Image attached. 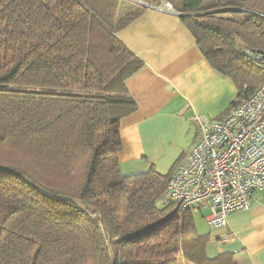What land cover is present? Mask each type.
<instances>
[{
  "label": "trees",
  "instance_id": "trees-1",
  "mask_svg": "<svg viewBox=\"0 0 264 264\" xmlns=\"http://www.w3.org/2000/svg\"><path fill=\"white\" fill-rule=\"evenodd\" d=\"M139 1L0 0V264H238L208 258L199 210L165 199L177 161L121 174L125 80L143 63L116 32L141 2L170 4L232 79L230 110L264 85V58L245 54H264V0Z\"/></svg>",
  "mask_w": 264,
  "mask_h": 264
},
{
  "label": "crops",
  "instance_id": "crops-1",
  "mask_svg": "<svg viewBox=\"0 0 264 264\" xmlns=\"http://www.w3.org/2000/svg\"><path fill=\"white\" fill-rule=\"evenodd\" d=\"M116 35L143 63L125 80L137 108L119 123L121 174H164L158 166L170 160L171 168L198 140L197 116L228 113L235 85L209 65L179 12L148 8ZM202 221L207 228L196 227L208 236V258L229 253L238 264H264V188L252 194L248 210L229 214L227 227L211 230Z\"/></svg>",
  "mask_w": 264,
  "mask_h": 264
},
{
  "label": "built area",
  "instance_id": "built-area-1",
  "mask_svg": "<svg viewBox=\"0 0 264 264\" xmlns=\"http://www.w3.org/2000/svg\"><path fill=\"white\" fill-rule=\"evenodd\" d=\"M159 8L172 11L166 2ZM245 54L264 58L251 49ZM195 120L198 140L173 167L165 199L176 203L177 216L208 210L209 228L223 229L229 214L248 210L252 194L264 188V85L223 118Z\"/></svg>",
  "mask_w": 264,
  "mask_h": 264
},
{
  "label": "rangeland",
  "instance_id": "rangeland-1",
  "mask_svg": "<svg viewBox=\"0 0 264 264\" xmlns=\"http://www.w3.org/2000/svg\"><path fill=\"white\" fill-rule=\"evenodd\" d=\"M132 1H134V2H140L139 0H132ZM141 4L143 5V6H145V8L146 9H148V8H151V7H154V5L152 4V2H141ZM169 161L170 160H165V161H163L158 167V169H159V171H162L164 174L165 173H167L168 171H169V169H170V166H169ZM208 213V210H205V209H203V210H201L200 212H198V213H195L194 214V217H195V219H196V223H197V226H198V229L200 230V231H204L205 230V228H207L206 227V225L203 223V221H202V218L204 217V215H206Z\"/></svg>",
  "mask_w": 264,
  "mask_h": 264
}]
</instances>
